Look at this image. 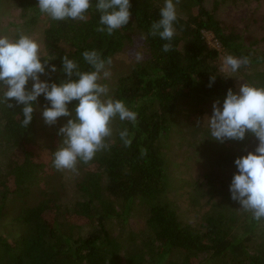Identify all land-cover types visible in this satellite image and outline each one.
<instances>
[{
    "label": "trees",
    "instance_id": "1",
    "mask_svg": "<svg viewBox=\"0 0 264 264\" xmlns=\"http://www.w3.org/2000/svg\"><path fill=\"white\" fill-rule=\"evenodd\" d=\"M14 1L23 18L18 31L31 35L45 20L42 55L54 57L50 63L58 68L67 54L81 70H88L85 50L95 49L111 59L135 42L147 55L109 87L114 97L137 113L136 121H113L109 149L97 152L87 163L78 161L71 191L53 165L54 151L62 141L58 129L70 117L46 124L39 112V106L47 104L41 95L30 125L24 127L14 100L13 108L0 104V151L9 152V165L0 180V223L11 211L27 225L15 242L0 237V264H202L204 260L205 264H264V220L253 219L229 191L237 171L234 161L256 148L255 135L220 143L205 131V144L213 154L203 185L216 202L199 226L184 220L186 211L172 196L180 186H175L168 141L184 132V123L193 122L189 116L194 118L193 127L202 130L205 103L222 102L229 88L238 90L239 78L242 83L264 85V50L247 41L237 25L217 18L205 0H178L181 12L168 52L162 50L166 41L150 34L162 0H131L129 24L111 35L97 30L99 13L94 8L85 21H53L39 12L37 0ZM205 32L214 34L220 48L208 43ZM221 52L249 56L250 63L237 77L226 78L220 72ZM213 75L216 79L209 87ZM63 76L57 71L50 78ZM47 78L48 73L42 74L41 79ZM32 83L29 80L27 87ZM124 128L131 139L127 146L119 137ZM40 179L45 186L37 188ZM31 195H38V200L29 202ZM138 209L145 225L135 232L127 221ZM114 220L123 226L117 234H113ZM85 227L92 229L83 231Z\"/></svg>",
    "mask_w": 264,
    "mask_h": 264
},
{
    "label": "clouds",
    "instance_id": "2",
    "mask_svg": "<svg viewBox=\"0 0 264 264\" xmlns=\"http://www.w3.org/2000/svg\"><path fill=\"white\" fill-rule=\"evenodd\" d=\"M178 0H163L159 18L151 24L150 34L166 41L162 50L171 49L178 19ZM41 14L53 21H85L90 9L99 13L98 31L111 35L129 24L132 11L131 0H37ZM84 61L90 66L81 70L75 59L67 54L61 57V66L50 62L40 52V42L31 35L18 31L16 36L0 33V104L9 108L20 106L21 124L28 127L33 119L35 103L43 95L46 106L42 117L46 124L55 125L62 116L70 117L58 129L62 141L54 151L53 165L58 170L76 171L77 163L91 161L97 152L107 150V138L113 134L115 119L135 122L137 113L126 102L111 94L107 81L111 77L108 67L111 59L97 50H85ZM143 58L141 52L136 59ZM250 63L249 56L227 54L223 57L220 72L223 76L237 77L242 67ZM61 72L63 78L51 79V73ZM48 73L49 78L41 79ZM216 79L209 81L211 87ZM33 81L31 88L27 85ZM14 100L15 105L12 103ZM77 103L70 108L72 101ZM74 113V115H73ZM208 135L219 141L243 140L248 133L258 139L256 148L238 156L234 163L237 171L229 185L231 199L240 208L251 213L252 218L264 220V85L243 82L238 90L229 88L221 102H213L212 114L206 115ZM121 141L131 143L127 128L119 131Z\"/></svg>",
    "mask_w": 264,
    "mask_h": 264
},
{
    "label": "rangeland",
    "instance_id": "3",
    "mask_svg": "<svg viewBox=\"0 0 264 264\" xmlns=\"http://www.w3.org/2000/svg\"><path fill=\"white\" fill-rule=\"evenodd\" d=\"M205 6L213 10L217 18L237 25L248 36L247 41L250 40L253 42L254 47L264 50V0H205ZM177 10L178 13L181 12L178 4ZM22 21L20 9L14 0H0V33L14 38ZM45 28L46 22L43 20L31 34L33 38L40 42L41 53L44 46ZM205 35L211 46L220 48V44L212 32H205ZM138 51L143 54L142 59H145L147 53L138 42L130 44L124 50V53L122 52L111 58V64L108 66L111 70V77L107 81L102 82L107 83L110 88L113 87L114 81L112 80L127 72L138 61L136 59ZM225 55H227L226 52H221L222 61ZM238 82L241 84L242 78H239ZM214 101L216 100H208L203 107L206 113L200 119L202 130H196L193 127L195 126L194 118L189 116L187 119L193 120V122L184 123L182 128L184 132L168 139L172 144L170 156L173 160L177 179L175 186L176 188L180 186L172 196L186 211L185 214L183 213L184 220L198 226L204 222L203 214L209 210L211 204H213L212 202H216V199L210 197L208 188L203 185V176L210 169L209 160L213 152L211 146L205 144L204 133L208 129L206 125L202 124L204 117L212 114ZM43 107L39 106V112ZM193 115L197 114L194 113ZM8 156L9 152L0 151V180L4 177L7 163L9 165ZM38 158L40 157L38 156L36 159ZM45 158L47 161L48 157ZM41 159L44 160L43 157ZM60 174L62 181L67 184V189L71 191V188L75 186L77 171L60 170ZM37 185V188L44 187L45 181L40 179L37 181ZM38 198V195H31L27 200L36 202ZM141 211L142 209H138L137 213L130 216L127 221L128 227L135 232H139L145 225V217ZM120 228L123 229L122 223L119 221L116 223L114 220L112 224L113 234H117ZM90 229L92 228L85 227L83 231ZM25 230H27V225L22 221L16 220L14 213L11 211L3 217L0 223V237L7 239L9 242H15L20 239ZM205 263L204 260L202 264ZM211 264L213 263L211 262Z\"/></svg>",
    "mask_w": 264,
    "mask_h": 264
}]
</instances>
